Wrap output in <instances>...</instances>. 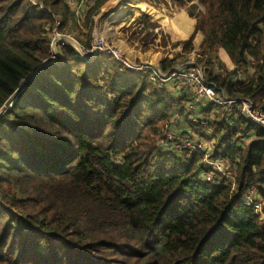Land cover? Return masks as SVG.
<instances>
[{"label": "trees", "instance_id": "trees-1", "mask_svg": "<svg viewBox=\"0 0 264 264\" xmlns=\"http://www.w3.org/2000/svg\"><path fill=\"white\" fill-rule=\"evenodd\" d=\"M36 1L0 0V111L28 79L0 115V264H264V219L242 201L255 186L264 202V126L199 123L219 137L213 157L236 168V188L202 178L200 154L160 145L187 97L113 52L87 60L69 43L59 44L61 64L37 72L53 55L56 19L62 32L77 21L68 0ZM110 1L87 9L88 35ZM146 1L188 7L204 34L206 78L264 110V0Z\"/></svg>", "mask_w": 264, "mask_h": 264}, {"label": "built area", "instance_id": "built-area-1", "mask_svg": "<svg viewBox=\"0 0 264 264\" xmlns=\"http://www.w3.org/2000/svg\"><path fill=\"white\" fill-rule=\"evenodd\" d=\"M32 1L37 3L36 0ZM68 2L75 12L76 21L80 23L81 21L83 22L87 9L92 6L95 0H68ZM59 24L60 19L57 18L53 27L52 47L63 44L64 39H68L63 36L66 34L57 28ZM82 47L85 49L83 53L87 55L93 54L94 50L98 52H113L115 58L122 62L126 68L146 75L155 86L159 88L166 87L174 97H187L188 99L180 117L178 118V116L173 115L170 121H167L164 125V135L160 138L161 147L166 151H183L188 156L194 153L200 154L202 156V163H204L206 168H209L201 173L202 178L215 180L216 175L218 177L223 175L230 182L232 188H236V168L230 167L224 157H213L216 150L222 151L221 146L216 149L219 137L215 136L209 129L205 133L208 134V138L203 133L198 132L202 127L199 123L202 124L212 119L224 120L229 128L238 129V119L244 117L249 121L264 126V110L249 98L234 97L225 92L217 91L214 82L206 78V69L204 66L206 55L201 44L183 52L177 62L165 65V67L161 62L131 60L118 50H113L111 47L102 45L101 41L94 43L93 49L91 50L84 46ZM56 53L53 51L52 57L57 60L60 57ZM235 69V77H241L243 74L242 69L233 64L230 70ZM209 106L212 108L207 111L206 108ZM187 119L196 124L193 123V129L188 128L190 127L189 124L187 127L184 125V120ZM177 120L183 122L179 123L183 125L182 127H173V123ZM248 137H244L245 144L251 139ZM242 201L252 207L255 213L264 219V202L255 186H250L244 191Z\"/></svg>", "mask_w": 264, "mask_h": 264}, {"label": "rangeland", "instance_id": "rangeland-1", "mask_svg": "<svg viewBox=\"0 0 264 264\" xmlns=\"http://www.w3.org/2000/svg\"><path fill=\"white\" fill-rule=\"evenodd\" d=\"M203 8L199 6L197 15ZM197 18L189 13L188 7L180 8L171 3L154 5L146 0H112L94 14L91 35H88L82 21L74 25L76 29L62 33L70 37L64 39V43H69L80 52L85 49L78 39L90 43V50L94 43L101 41L102 45L118 50L131 60L163 63L164 59H172V63H175L183 52L189 50L186 44L191 38L192 48L201 44L204 34L196 29ZM52 49L61 53L59 45H54ZM178 120L173 123L174 128L183 126L179 124L183 122ZM184 121L186 127L189 124L188 128L193 129L194 122L188 119ZM207 129V126H202L198 132L208 138V134H205ZM209 131L212 132V129ZM0 197H3L2 193Z\"/></svg>", "mask_w": 264, "mask_h": 264}, {"label": "water", "instance_id": "water-1", "mask_svg": "<svg viewBox=\"0 0 264 264\" xmlns=\"http://www.w3.org/2000/svg\"><path fill=\"white\" fill-rule=\"evenodd\" d=\"M63 36H65L66 38H70V37L67 36V35H63ZM55 42H56V41H55ZM55 42H54V44H55ZM54 44H53V45H54ZM77 50L79 51V49H77ZM97 52H98V51L94 50V51H93V54H91V55L89 56V55L84 54L83 52H80V51H79V53H81L82 56H83L85 59H87V60H92L93 57L97 54ZM56 55H58V56L61 58V61H57L54 57L51 56V58L45 60V61L39 66V68L37 69V72H38V71L40 70V68H41L42 66H44L46 63H59V64H61V63L63 62V54H61L60 52H57ZM32 76H33V74H32L30 77H32ZM30 77H29V78H30ZM27 80H28V79H25V80L22 82V85L19 86V88L16 89V91H15L13 94H11V95L5 100V104H4V106L2 107V109H1V111H0V115H2L3 113H5V111H6L9 107L12 106V104L14 103V100L17 98L18 94L22 91V89L24 88V86L27 84V83H26Z\"/></svg>", "mask_w": 264, "mask_h": 264}, {"label": "crops", "instance_id": "crops-1", "mask_svg": "<svg viewBox=\"0 0 264 264\" xmlns=\"http://www.w3.org/2000/svg\"><path fill=\"white\" fill-rule=\"evenodd\" d=\"M128 56V55H127ZM132 58V57H131ZM133 59V58H132Z\"/></svg>", "mask_w": 264, "mask_h": 264}]
</instances>
